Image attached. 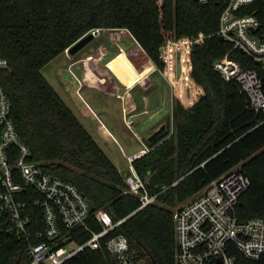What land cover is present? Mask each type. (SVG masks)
<instances>
[{
    "label": "trees",
    "instance_id": "1",
    "mask_svg": "<svg viewBox=\"0 0 264 264\" xmlns=\"http://www.w3.org/2000/svg\"><path fill=\"white\" fill-rule=\"evenodd\" d=\"M225 4L226 0L209 4L196 0H0V60L7 63L0 66V89L10 100L11 118L31 150V159L54 177L77 185L96 211L103 210L114 223L126 218L107 239L126 236L139 264H176L174 210L233 168H240L251 180L236 210L238 219L264 218V113L251 110L238 83L227 82L214 68L231 46L212 36L192 48L190 77L205 96L189 108L176 101L173 135L165 139L171 130L169 117L167 133L147 142L152 151L133 162L149 192L159 194L155 204L139 211V199L124 194V174L42 70L92 30L125 29L163 72L166 62L161 49L166 43L200 33L213 35ZM255 8L264 35V0H258ZM171 55L167 56L170 64ZM232 58L264 78L256 61L240 52ZM185 61L183 57V73L189 74ZM40 197L33 188L16 196L26 204L34 237L21 238L15 230L6 229L5 222L0 229V264H31L30 247L45 229L42 211L35 206ZM88 226L101 231L94 214ZM62 236L83 244L91 233L63 227ZM64 264H113V260L103 247L86 249Z\"/></svg>",
    "mask_w": 264,
    "mask_h": 264
},
{
    "label": "built area",
    "instance_id": "2",
    "mask_svg": "<svg viewBox=\"0 0 264 264\" xmlns=\"http://www.w3.org/2000/svg\"><path fill=\"white\" fill-rule=\"evenodd\" d=\"M196 1L209 4L217 0ZM257 2L258 0H226L216 33L210 36L200 33L194 38L167 42L163 47V58L166 48L169 50L176 45L182 61L183 57L191 61L190 54L195 45L203 44L212 36L222 37L224 42L230 44L231 50L225 57L215 61V70L227 82L238 83L241 92L249 100L251 110L264 113V78L257 70L247 69L240 60L232 58L235 52H240L256 61L264 71V35L261 34L258 9L255 8ZM119 31L121 34L128 32L131 35L128 30ZM101 32L103 30L95 29L90 33L97 37ZM66 53H69V49ZM6 64L0 60L1 67ZM190 65L192 71L191 62ZM156 70H159L157 66L154 71ZM189 94L192 99L188 104L184 103L187 108L192 107L204 92L199 88L194 94ZM119 97L124 99L121 95ZM128 111L126 105L125 121L132 127V121L126 116ZM10 113V100L0 89V229L6 222L9 226L6 229L15 230L21 238L30 240L34 237L29 228L30 218L25 213L26 204L16 200L18 194L27 188H33L41 195L35 201V206L42 211L45 229L36 234L35 238L39 242L30 247L31 264H64L86 249L98 251L103 247L111 255L113 264H139L126 236L117 235L107 239L126 218L114 223L103 210L95 209L90 213L89 200L77 185L54 177L42 164L31 159V150L20 138ZM174 130L172 125L165 139L170 138ZM151 151L149 146H145L128 157L129 169L124 178V194L139 199L140 207L137 211L155 204L159 196L149 192L146 182L133 165L136 159ZM250 185V178L236 167L209 183L196 196L174 210L178 245L176 264H263L264 218L240 221L236 215L241 198ZM91 214H94L101 231H93L88 226ZM63 227L83 228L91 233V237L79 244L72 236H62Z\"/></svg>",
    "mask_w": 264,
    "mask_h": 264
},
{
    "label": "rangeland",
    "instance_id": "3",
    "mask_svg": "<svg viewBox=\"0 0 264 264\" xmlns=\"http://www.w3.org/2000/svg\"><path fill=\"white\" fill-rule=\"evenodd\" d=\"M125 33H123L122 36L125 35ZM120 34V31L101 32L99 36L95 37L77 54L71 55L65 52L57 59L53 60L42 70V73L61 95L65 103L70 107L89 133L99 141L101 147L116 164L119 171L125 174L129 169L128 157L133 156L145 146H148L147 135L156 125L165 120V122H167V119L172 116L170 129L172 128V125H174L175 102L180 101L183 105L184 103L188 104L192 99L189 92H193L194 94L199 88L202 90L203 88L195 84L190 77L191 69L189 67L191 66V61L188 60L184 62L185 66L188 68L189 74L183 72L179 74L178 65L180 64L182 66V70L184 67L181 54L178 52V47L173 45L169 50L166 48L167 51L164 56L166 62L165 71L156 70L155 74H151L150 79L154 81L156 86H154L153 89L151 87L149 91H145L139 86L132 93L134 98H139L140 102L145 104L143 98L147 97V99L152 100V92L160 87L161 93L158 97V103L161 104V106L159 109H151L150 113L139 117H132L131 112L135 110H130L128 107L129 111L126 113V116L133 123L132 127H129L124 116V108L126 106L125 95H123L124 99H122L117 97V95L112 96L110 94H104V89L93 85L106 84L108 79L103 73L104 69H107L109 62L118 55L120 56L111 62L112 69L120 78L122 77V73L127 70L128 64L124 62L125 60L121 59L123 56L121 54H123V52L130 54L136 45L129 35L120 40ZM169 52L172 54L171 64L167 57ZM130 56L132 57L134 55ZM134 57L135 61L141 58L139 55ZM127 61L130 62V68L132 66L135 67L129 59ZM73 63L76 64L72 66ZM77 65H80L81 69H79ZM97 65L98 68H96ZM145 65L142 68H145ZM121 66L125 67L124 72L120 70ZM147 83L148 82H146V84ZM118 84L121 86L120 82H116L114 85L119 89L122 86L120 87ZM105 88L107 93H113L112 87L106 86ZM182 90L184 93H178V91ZM186 94H189L188 98H185ZM87 104L90 105L93 111L87 107ZM94 112H96L97 116H99L103 122L95 117L93 114ZM99 123H104L110 128L117 139L123 144L125 153L119 149L118 145L105 130L98 128Z\"/></svg>",
    "mask_w": 264,
    "mask_h": 264
},
{
    "label": "crops",
    "instance_id": "4",
    "mask_svg": "<svg viewBox=\"0 0 264 264\" xmlns=\"http://www.w3.org/2000/svg\"><path fill=\"white\" fill-rule=\"evenodd\" d=\"M110 31H119V30H103V32H110ZM128 35H129L128 32H126L125 35H123V36H122V34H120L119 39L120 40L121 39H124V37H127ZM129 36L133 39V37L131 35H129ZM134 42H135L136 47L134 49H132V52H130V54H128L126 52H123V54H121V55H123L121 59L122 60H125L124 62H126L128 64V68L130 69L129 70L127 68V70L125 71V67L124 66H121L120 70H122V72L125 71L124 73H122V77H121L122 79L116 74V72L111 67V62L114 59H116L118 56H120V55H118V56L114 57V59L111 60V62H109V64L107 65L108 68L107 69H104V72L103 73H104L105 77H107V79H108L107 82H106V84H101V85H99V84H93V85L99 86L100 88L104 89V94H110L112 96H116L117 95V97H119V95H121V96L125 95L124 97H126L125 99H126V105H127V107H129L130 110H135V111L131 112V116L132 117H139V116H142L144 114L150 113L151 109L154 110V109H159L160 108L161 104L158 103V97H159V95L161 93V91H160L161 88L158 87V88H156L155 91L152 92V97H153L152 100H149V99H147V97H144L143 100H145V104H143V102H140V99L139 98H134L133 97V95H132L133 91L136 90V88L139 87V86H141L143 88V90H145V91H149L151 89V87L153 89V87L156 86L154 84V81H151V79H150L151 78V74H155L156 73V71H154L156 65L148 57V55L142 49V47L138 43H136L135 40H134ZM130 55H134V56L139 55L141 58H139L138 61H135L134 60L135 57L134 56L131 57ZM128 59L131 61V63L135 67H133L132 65L131 66L133 68L132 67L131 68L129 67L130 66L129 65L130 62L127 61ZM135 62H136V64H135ZM144 65H145V68H147V69L142 68ZM77 67L79 69H81V66L80 65H77ZM96 68H98V65L96 66ZM109 80H110V82H109ZM145 81L148 82V83L146 84ZM116 82H120V84H121L122 87L119 84L118 85L121 88L118 89L117 87H115L116 85H114V84H116ZM133 82H135V83H133ZM89 85H90V83H89ZM93 85H91V86H93ZM106 86L112 87L113 88V90H112L113 93L112 92H108L107 93V91H105L106 90V88H105ZM161 98H163V97H161ZM87 107L91 110V107H90L89 104H87ZM133 108H135V109H133ZM91 111H93V110H91ZM93 114L95 115V117L98 120L100 119V121H102V119L99 116H97L96 112H94ZM171 118H172V116H171ZM165 121H162L161 123L162 124H166ZM161 123H159L158 125H160ZM158 125H156L148 133V135H147V142H149L148 141L149 136L158 127L161 126V125L160 126H158ZM98 128L105 130L108 133V135L113 139V141H115V143L118 145L119 149L123 153H125V149L123 147V144L121 143V141H119L117 139V137L110 130V128H108L104 123L103 124L99 123ZM95 140L99 143V141L97 139H95ZM99 145H100V143H99Z\"/></svg>",
    "mask_w": 264,
    "mask_h": 264
},
{
    "label": "water",
    "instance_id": "5",
    "mask_svg": "<svg viewBox=\"0 0 264 264\" xmlns=\"http://www.w3.org/2000/svg\"><path fill=\"white\" fill-rule=\"evenodd\" d=\"M260 29V27H258ZM257 29V30H258ZM95 38V35L92 33H89L85 37H83L81 40H79L77 43H75L70 49L69 53L71 55L77 54L79 51H81L87 44H89L93 39ZM219 40L224 42L225 40L222 37H219ZM162 53L164 52V49H161ZM178 73H181V65H178ZM205 94H202L200 98H203ZM167 131V124H162L157 130H155L148 138L149 142L156 141L160 136L165 134ZM127 174L125 173L123 177L125 178ZM89 211L90 213H93L95 211V205L92 201H89ZM151 264H156L154 261Z\"/></svg>",
    "mask_w": 264,
    "mask_h": 264
},
{
    "label": "bare ground",
    "instance_id": "6",
    "mask_svg": "<svg viewBox=\"0 0 264 264\" xmlns=\"http://www.w3.org/2000/svg\"><path fill=\"white\" fill-rule=\"evenodd\" d=\"M181 68H182V67H181ZM182 72H183V70H182ZM182 72H181V73H182Z\"/></svg>",
    "mask_w": 264,
    "mask_h": 264
},
{
    "label": "flooded vegetation",
    "instance_id": "7",
    "mask_svg": "<svg viewBox=\"0 0 264 264\" xmlns=\"http://www.w3.org/2000/svg\"><path fill=\"white\" fill-rule=\"evenodd\" d=\"M158 128H159V127H158ZM158 128H157V129H158ZM157 129H156V130H157Z\"/></svg>",
    "mask_w": 264,
    "mask_h": 264
}]
</instances>
